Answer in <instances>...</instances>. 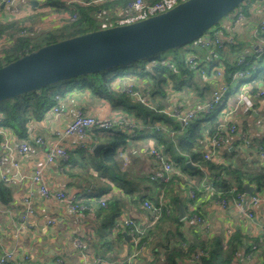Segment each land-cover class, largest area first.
<instances>
[{
	"label": "crops",
	"instance_id": "obj_1",
	"mask_svg": "<svg viewBox=\"0 0 264 264\" xmlns=\"http://www.w3.org/2000/svg\"><path fill=\"white\" fill-rule=\"evenodd\" d=\"M31 1H37V5ZM44 1L14 0L1 8L0 25L19 22L25 32L20 35L37 36L45 31L59 29L71 21L72 17L66 13L44 7ZM61 1L70 6L75 5L78 0ZM262 1L247 2L244 21L236 23L233 17L228 18L223 22L226 32H217L223 38L233 39L235 44L239 45V52L235 49L224 57L228 62L232 63L233 58L240 57V53L248 47H253L254 52L257 47L262 48L261 44L255 41L258 37L255 30L262 19ZM15 31L16 26L0 32V52L15 43ZM183 54L186 61L189 58L201 60L204 69L212 67L220 60L224 63L222 57L216 55V58H213V55L196 42L183 47ZM220 67L222 68L221 65ZM253 69L256 75L259 69L255 66ZM217 71L222 72V78L216 75L198 78L196 74V87L170 92L165 101L167 109L171 110L178 104L182 105L183 109H191L195 103L210 99L214 89L228 85L229 95L209 116L220 113L222 125L235 126L236 131L226 130L224 143L217 149L211 147L212 138L208 134L205 135L195 153H211V161L217 165H232L244 171L258 170L264 166V161L259 155V149L264 146L262 98L258 96L259 92L251 94L253 83L250 80L247 84L232 88V81L240 77L235 75L232 80L227 81L224 70ZM211 73L214 72L211 70ZM139 79L135 76H124L116 80L114 87L125 91L128 86L134 85L139 89L143 84ZM258 87L259 91H264L261 83ZM55 108L45 120L33 121L29 125L31 149L27 155L18 154V148L25 140L19 139L11 131L5 130L1 133L0 172L11 178L12 182L4 183L8 192L0 194V234L3 238L0 257L5 252H12L15 262H23L25 257H28L25 264H124L134 256L132 264H144L153 259V254L150 247L138 248V241L133 238L132 230L126 222L133 221L140 230L151 226L152 215L144 207L143 201H151L150 198L159 193L155 181L167 182L176 176L180 181L176 188L177 194L184 202L179 208L185 211V218L180 219L183 221V233L190 239L198 235L205 240L219 236L228 240L231 235L239 232L245 238L234 263L264 264V201L255 210L252 220L246 217V208L239 209L231 201L227 207H223L220 200L212 199L211 191L206 188L207 184L203 185V196H198L193 202L196 197L191 199L189 185L197 182L202 174L203 180L209 181L211 173L207 167L193 162L191 155L181 152L178 137L177 154L185 157L186 166L191 164L195 169L190 170L199 171L198 174L183 171L177 164V168L173 166V173L165 176L162 164L150 154L151 149L157 148L156 139L149 137L150 132L140 133L133 116L115 109L111 103L93 96L90 92L75 91L68 94ZM79 111L100 119H126L133 125L132 129L116 127L130 134L132 140L125 150L119 148L116 158L118 166L115 171H103L106 175L97 171L95 163L107 145L104 140H95L91 134L83 138L57 137V133L63 132ZM205 117L200 115L196 120ZM158 127L165 130L163 124ZM184 131L185 127L179 134L183 135ZM36 137H42L44 145H37L33 141ZM6 138L12 156L2 149ZM57 144L68 151L70 158L66 161L56 160L44 167L47 184L51 190H62L76 198L79 204L87 207L84 212L73 213L64 201L44 199L39 192V186L33 181L35 170L46 162L48 148ZM98 145L105 146L96 156L93 152ZM90 155L96 160L95 163L90 159ZM26 199L31 201L35 216L24 223L21 216L26 209ZM102 201L106 202V206H103ZM193 212L203 217L206 223L199 225L191 220L190 214ZM49 221H52V224H49ZM162 239L163 235L160 234L155 241ZM77 240L82 242V248L76 247ZM181 264H190V261L184 260Z\"/></svg>",
	"mask_w": 264,
	"mask_h": 264
},
{
	"label": "trees",
	"instance_id": "obj_2",
	"mask_svg": "<svg viewBox=\"0 0 264 264\" xmlns=\"http://www.w3.org/2000/svg\"><path fill=\"white\" fill-rule=\"evenodd\" d=\"M156 1L158 0H146L147 3ZM249 1L254 0H245L240 6L241 8L237 10L245 15L246 3ZM127 2L128 0H117L95 6H81L78 4L68 6L61 0H45L44 7H51L56 12L66 13L71 17L77 13V20L68 21L65 26L59 29L45 31L37 36L20 35L24 27L19 26V22L0 25V32L16 26L15 35H17L15 43L0 52V68L31 52H35L43 46L95 30L123 25L119 22L118 10L124 8ZM233 18L235 21V15H233ZM220 24L216 25L211 31L223 30ZM257 36L255 41L261 44V52L257 53L253 50L242 65L239 64L240 57L233 58L232 63L224 58L230 52L239 49V45H236L233 39L227 38L224 48L216 51L217 56L224 59V63H221L220 60L212 67L205 68L206 70L202 65L198 69L190 68L187 65L185 56H183V48H180L131 65L62 81L47 86L40 91L26 93L15 99L3 101L0 103V129L11 131L19 139L26 141L29 138V125L33 121L45 120L49 112L59 105L61 99L75 91L90 92L93 96L111 103L115 109H120L133 116L137 122L136 127L140 129L139 132L142 134L150 132L149 137L156 139L157 148L169 157L168 159L171 160L170 162L175 168L179 165L183 171L193 174L199 172H192L185 164V157L177 154V137L179 138L178 147L181 152L191 155L193 162L208 168L211 173L209 181L203 180L204 175L202 174L197 182L189 185V189L195 193L196 197L195 200H192L193 202L196 201L198 196H203L205 192L204 184L213 186V191L210 193L212 199L220 201H232L237 194L246 192L245 185L247 184L254 189L251 195H264V166H261L258 170L244 171L232 165H217L211 160H206L203 152L195 153V149L198 148L205 135L208 134L210 138L214 139L221 134L220 113L213 116L204 115L205 118L195 119L186 127H182L178 121L165 113L168 110L165 101L170 92L196 87L198 84L195 79L197 75L198 78H208L216 75L217 69L224 70L225 79L230 81L239 69L244 66L252 69V65H254L259 70L250 79V82L253 83L251 94L260 92L258 84L261 83L264 86V32L258 33ZM236 52H239V50ZM213 58H216V56L214 55ZM211 70L214 73H211ZM124 76L140 78L139 80L143 84L139 89L146 97L147 104L114 87L116 80ZM159 124H163L167 131L161 127L159 128ZM184 127L185 131L183 135H180L179 132L183 131ZM89 134L93 136V139H102L107 143L98 162L90 155V159L94 161L92 162H96L97 171L100 174L103 173L102 175H106L103 171H115L118 166L116 158L119 155V148L125 150L129 146V141L132 140L131 135L116 128L93 130ZM1 138L0 134V140ZM261 148H264V146ZM179 182L176 176L167 182L155 181L159 193L157 192L156 197L150 198V202L153 206L161 208V216L154 225L141 230L142 234L138 237V248L142 246L150 247L149 249L153 254V259L144 264H181L184 260L190 261V264H235L234 261L239 248L242 247L245 238L239 232L231 235L228 240L220 236L212 240H205L198 235L190 239L183 233V221L179 219V208L180 205H184V202L177 194L176 189ZM7 192L6 185L0 180V194H6ZM76 201L78 202L77 199ZM167 210L169 211L167 212ZM194 214V212L190 214V217ZM160 234L163 235V239L156 242L155 240ZM198 253H200L198 260H194Z\"/></svg>",
	"mask_w": 264,
	"mask_h": 264
},
{
	"label": "water",
	"instance_id": "obj_3",
	"mask_svg": "<svg viewBox=\"0 0 264 264\" xmlns=\"http://www.w3.org/2000/svg\"><path fill=\"white\" fill-rule=\"evenodd\" d=\"M31 2L37 5V1ZM244 2L188 0L160 15L43 46L0 68V103L62 81L183 48L209 33ZM104 146H96L94 155ZM187 166L195 169L189 163ZM245 190L252 194L254 189L246 185ZM184 218L181 208L179 219Z\"/></svg>",
	"mask_w": 264,
	"mask_h": 264
},
{
	"label": "built area",
	"instance_id": "obj_4",
	"mask_svg": "<svg viewBox=\"0 0 264 264\" xmlns=\"http://www.w3.org/2000/svg\"><path fill=\"white\" fill-rule=\"evenodd\" d=\"M14 0H0V10L3 6L9 5ZM117 0H78L76 4L81 6H95V5H101L107 2H112ZM188 0H158L154 3H147L146 0H128L127 4L124 8L121 10H118V17L119 22L121 24H129L136 21H140L143 19H147L149 17H153L156 15H160L162 13H165L176 6L186 2ZM263 4L261 6L262 10V19L260 23L258 24L256 28V33H263L264 32V0L262 1ZM71 3V2H70ZM236 17V23H241L245 19V15L242 12H238L235 15ZM78 18V14L75 13L71 21H76ZM25 32L22 31L21 34H24ZM227 38H223L219 33L210 31L209 33L202 36L200 39L196 41L198 45H200L203 49H206L210 55H217L216 51L221 50L224 48L225 42L227 41ZM252 48H246L243 50V52L240 55L239 64H244L246 61V58L249 57L252 53ZM262 48L257 47L255 50L257 53L261 52ZM187 65L192 69H198V67L201 65V60L195 59V58H189L187 60ZM243 77L245 74L244 72H237L236 76ZM216 76L218 78H222L223 74L221 71H218ZM229 86L228 85H221L218 88L214 89L212 92V95L210 99L204 102H197L191 109H183L182 105L178 104L175 105L171 110H166L165 113L171 117L172 119L178 121L182 126H188L192 121L197 119L200 115H210L211 113H214L224 102L226 97L229 95ZM126 93H128L131 97L141 101L144 104H147L146 97L142 94L141 90L135 88L134 85H130L125 90ZM258 96L262 98V105L264 107V91H260L258 93ZM55 112H57V108L54 109ZM118 126H122L125 129H132V124L126 120H114V119H100L95 116H88L85 115L83 112L79 111L74 118V120L66 127V129L63 132H58L57 137H71V136H78V137H86L91 131L93 130H110L113 128H116ZM225 129V130H224ZM228 130L229 132H235L236 127L229 125L226 126L222 125V132L217 137L211 140V147L213 149L219 148L224 143V133ZM2 129H0V134L2 133ZM30 139L28 138L26 141H24L18 148V154L21 156L27 155L30 152ZM33 141L37 145H44V141L42 137H36L33 138ZM248 143V142H247ZM2 149L4 151H7L12 156L11 148L9 146V142L6 139L3 141ZM150 154L154 156V158L162 164L163 169L165 171V174L169 175L173 173L174 168L170 160L167 158V156L163 153L161 149L154 148L150 150ZM259 155L262 161H264V148L259 149ZM69 153L68 151L62 147L61 145H53L48 148L46 153V162L44 166L38 167L33 175V181L39 186V192L43 196L44 199L50 200L55 199L58 201H64L67 203L68 208L73 213H80L84 212L87 207L85 205H81L76 201V198L68 195L65 191H54L51 190L47 184L46 178L44 176V167L46 165H49L51 163H54L56 160H62L66 161L69 159ZM212 155L211 153L205 154L206 160H211ZM1 164V159H0ZM0 179L5 184H10L12 182V179L4 175V173L0 172ZM208 190L213 191V186L211 184L207 185L206 187ZM190 197L191 199L195 198V193L193 191H190ZM264 201V195H251L247 192L239 193L237 194L233 200L231 201L237 208L242 209L246 208V217L249 220L254 219L255 210L260 206V204ZM221 205L223 207H227L229 202L225 200H221ZM103 206H106V202H101ZM26 209L24 213L21 216V221L26 223L28 219L32 216H35V211L32 207V203L30 200H25ZM144 207L151 213L152 217L150 219L151 226L156 223V221L161 216V208L155 207L150 201L144 202ZM169 210H167L168 212ZM191 220H193L195 223L199 225H204L206 223L205 219L199 215H192ZM49 224H52V221H49ZM126 225L131 228L132 230V236L137 241L138 237L142 234L141 230L138 228V226L133 221H127ZM3 238L0 234V244H2ZM75 245L78 248H82V242L80 240L75 241ZM200 256V253H198L194 260H198ZM132 256L126 263L124 264H132L133 261ZM15 257L12 252H5L0 257V264H9V263H15V264H25L26 261H28V257H25V261L23 262H15Z\"/></svg>",
	"mask_w": 264,
	"mask_h": 264
},
{
	"label": "rangeland",
	"instance_id": "obj_5",
	"mask_svg": "<svg viewBox=\"0 0 264 264\" xmlns=\"http://www.w3.org/2000/svg\"><path fill=\"white\" fill-rule=\"evenodd\" d=\"M241 7H239L238 9H240ZM242 11V10H241ZM239 11L236 9L233 13H232V15L231 16H228V17H226L225 19H223L219 24L221 25V27L223 28V30H224V32H226V30H225V28H224V26H223V22L225 21V20H227L228 18H231V17H233V15H236V13H238ZM218 24V25H219ZM168 53V52H167ZM164 54H166V53H164ZM253 66L254 65H252V69L250 68V67H242L241 69H239L237 72H244V76L243 77H240V78H237V79H235V80H233L232 81V83H231V87L232 88H236L237 86H242V85H244V84H247L246 82H248L249 80H250V77H251V75L253 76L254 74H255V71H254V69H253ZM251 74V75H250ZM238 76V75H237ZM241 82V83H240Z\"/></svg>",
	"mask_w": 264,
	"mask_h": 264
}]
</instances>
